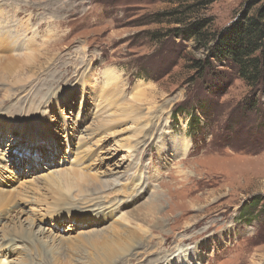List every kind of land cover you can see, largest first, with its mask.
<instances>
[{
	"label": "rangeland",
	"instance_id": "374dc122",
	"mask_svg": "<svg viewBox=\"0 0 264 264\" xmlns=\"http://www.w3.org/2000/svg\"><path fill=\"white\" fill-rule=\"evenodd\" d=\"M173 1L0 0V56H19L18 65L46 49L50 57L28 72L13 66L20 84L0 81V121L9 118L0 123V190L8 197L0 239L22 221L47 230L19 245L25 263L109 264L93 231L126 226L140 227L139 246L115 264H177L179 257L182 264H264V98L245 111L260 88L213 58L210 71L221 76L194 69L206 51L184 35L201 19L211 21L209 31H224L246 0L198 2L185 24L156 22ZM108 71L117 88L106 86ZM200 102L208 119L200 118L192 137L186 114ZM22 128L33 135L29 141ZM71 166L116 178L87 196L73 188L64 201L101 213L102 224L94 217L53 220L62 212L53 211L58 196L47 178Z\"/></svg>",
	"mask_w": 264,
	"mask_h": 264
},
{
	"label": "bare ground",
	"instance_id": "6f19581e",
	"mask_svg": "<svg viewBox=\"0 0 264 264\" xmlns=\"http://www.w3.org/2000/svg\"><path fill=\"white\" fill-rule=\"evenodd\" d=\"M9 37H11V36H9ZM5 39H9V38H5ZM5 42H8V41L6 40ZM16 44H14V45H16ZM4 45L7 46L6 44H4ZM48 52H49V50L46 49V51H44L43 53H41L40 56H36L34 54L26 55L27 57H30V59H32L30 61V65H27L24 62H23L24 65L23 64L22 65H18V62L20 61V59H18V58H20L19 56H17V59H16V57H14L12 55L11 56H8V55L7 56H4L3 55L4 57L3 56H0V81L3 82L5 79L9 78V80H10V78H11L12 80H10V82H12L15 85H16V83H19L20 84V82H24V79L18 78L17 76L14 75L13 72H15L14 71L15 70V67H13V66L19 67L21 71H24L25 70L26 72H28V71L32 70V68H35L36 66L40 65L41 63L46 62V61H49L50 60V57L48 55ZM105 74H104V79H105L106 86L108 87L111 84L112 86H114V88H117L116 87V82H117L116 76L113 75L111 73V71H108ZM112 80H115V82H113ZM23 85L26 87V84H23ZM135 99H137V96H135ZM17 107L18 106H16L15 108H17ZM17 109L19 110V108H17ZM17 109L15 111L19 115V111ZM135 112L136 111L133 110V113L134 114H135ZM9 117L10 118H13V120H16L17 119V116H15L14 113L11 114V116H9ZM8 120H9V118L2 119V121L5 122V123H7ZM2 121H0V123ZM105 123H106V121H104V120H98L96 122L97 128L99 130L100 129H104V125H107V123L106 124ZM8 126H10V125H7V127ZM105 128H106V126H105ZM151 130H152V125H150L147 128L148 133ZM22 132H25V134L27 135L26 141H29L30 138H28V136L31 133L30 132H26L25 129H23ZM105 132H108V131L105 129L102 134H104ZM92 133H94V132H92ZM181 140H183V139H181ZM178 145H180V143H178ZM178 145H176V146H178ZM183 146L184 147L182 149H186V147L188 149V147H189L188 142L187 143L186 142H183ZM32 149H35V151H37V147L36 148H33L32 147ZM37 153H38L37 154V157H38V159H40L41 156L39 155V152L38 151H37ZM83 170H85V168ZM115 179L116 178H114L111 182H109L108 179H106V178L98 179L94 175H90V174L83 173L81 169H76L74 166L73 167L71 166V168H68L67 171H64V172H61V173H58V174H55V175L53 174V175L49 176L47 178V183H48V185H51V186L48 187V189H50L51 187H53V189L51 188L50 190L51 191L53 190V193H55V196L54 197H57L58 196L57 197L58 200L53 203L54 205H56V206H53V211L58 208L62 212L61 214L55 212L52 215L53 216L52 217L53 220L61 219V216H66L71 221L72 220H77L76 219L77 216H78V219H83V220H87L90 217L91 218L94 217V218L97 219V222H99V223L102 224L103 221H100V220L102 218H104V217H103V215L101 213L96 212L93 215V214H91L88 211L87 212H81V211H78V210L76 211L77 207H75V206L67 207L65 205V207H63L64 204H66L64 201H68L70 199V196L67 195V193L69 194V192L73 188H77L79 194L81 192H85V194H86V192H91L92 193V192H96V191H99V190H102V189H104V191H105V188H109L113 184V181H116ZM117 189H118V187H117ZM109 190H111V189H109ZM124 194H127V192L124 193ZM87 195H90V194L87 193L86 196ZM74 196L76 197V195H74ZM7 199H8V197H7ZM7 199H6V193L3 190H0V208L6 207L8 205V203H6V201H8ZM58 202L61 203V205H62L61 208H59V206H57V205H60ZM5 203H6V205H5ZM96 203L94 202L93 205L96 204ZM99 203H98V205L102 204V203H100V204ZM155 203L156 202H154V200H150L148 202L149 208L151 210L154 209V207H155L154 204ZM91 204H92V202H91ZM99 208H101V207H99ZM74 217H75V219H74ZM0 218L2 219V218H4V216L2 214H0ZM16 220H17V218H16ZM20 223L21 224H17V225H20L18 229H16V227L13 226L14 228L11 229L13 231L11 232V230H10V233L9 234L3 235L2 238L0 239V264H6V263L7 264H27V263L24 262V258H22V257L18 258L17 257V254L18 255L20 254V252L17 250V249H19V245L26 244V242H28L30 240H32V241H34V240L35 241L41 240L43 238V235L47 231V230L45 231V229L44 228H41L40 226L37 229V231L32 230V227L35 224L32 220H31L30 223L27 222L28 223V226L27 225L26 226L24 225V221H22ZM125 227L124 228L122 227L121 229H119V228L118 229L112 228L109 231L106 230V229H101V230L94 229V231H93V233H94L93 236H96V238H97L96 241H95V247L97 248V251H100L103 255H105V257L103 258V260H108V263L109 264H115L117 262H120L121 260H128V257L131 256L129 250H131L132 248H135L136 246L137 247L139 246V244H138L139 242H138L137 237L140 234L139 233L140 227L135 228V230H128ZM81 236H83V235H80L79 237H81ZM52 241H53V239L52 238H49V239L45 240V243L46 244H49ZM211 242H213V240H211ZM14 256H16V258ZM131 257L133 258V256H131ZM181 259L182 258H180V257L178 259H176V263L177 264H182V262H180ZM26 260H27V258H26Z\"/></svg>",
	"mask_w": 264,
	"mask_h": 264
},
{
	"label": "trees",
	"instance_id": "16d2710c",
	"mask_svg": "<svg viewBox=\"0 0 264 264\" xmlns=\"http://www.w3.org/2000/svg\"><path fill=\"white\" fill-rule=\"evenodd\" d=\"M188 1L192 2L184 5L186 2L189 3ZM214 1L216 0H174L173 4L177 6L169 11L159 13L157 16L160 18L156 22L161 23L167 19L166 22L170 24H185L189 19L187 15L193 13L194 5L198 2L201 5H208ZM210 22L208 19L194 21L188 25L184 32L185 36L193 38L199 47H203L206 51L204 59L194 61V69H198L201 73L208 71L212 77L215 74L217 77L221 76V72H211L215 67L210 61V58H213L219 63L218 65H225L235 70L239 79L243 80L248 87L257 86L260 88L256 93H252L244 104L245 111L257 110L260 107L257 105L258 101L264 98V0H246L242 11L222 32L216 34L209 31ZM211 82L210 90L213 88ZM204 102L193 104L189 111L186 108L180 109L183 113L188 111L186 114L187 127L189 135L192 137V134L195 137L201 129V124L204 123V120L200 118H207V108L203 105ZM197 111L200 114L199 118L196 114ZM175 113L177 112L174 110L173 117H175ZM252 203L258 202L252 201Z\"/></svg>",
	"mask_w": 264,
	"mask_h": 264
}]
</instances>
